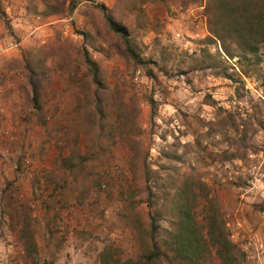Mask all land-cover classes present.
I'll use <instances>...</instances> for the list:
<instances>
[{"label": "rangeland", "instance_id": "rangeland-1", "mask_svg": "<svg viewBox=\"0 0 264 264\" xmlns=\"http://www.w3.org/2000/svg\"><path fill=\"white\" fill-rule=\"evenodd\" d=\"M231 1L0 0V264H264L262 8Z\"/></svg>", "mask_w": 264, "mask_h": 264}, {"label": "trees", "instance_id": "trees-1", "mask_svg": "<svg viewBox=\"0 0 264 264\" xmlns=\"http://www.w3.org/2000/svg\"><path fill=\"white\" fill-rule=\"evenodd\" d=\"M229 1L231 3L225 0L224 7L227 10H230L231 8L232 9H235V4L234 3L236 1H234V2L231 1V0H229ZM247 2L249 4L248 5L249 10H255V8H257V7L262 8L261 11H260V13H258L255 17H252L253 19L250 20L248 23H246L247 29H249V32H251V30L254 28L255 25L262 24L264 26V0H247ZM212 18L214 20V17H212ZM212 18L209 21H211ZM107 21H108V23H109V25H110V27L112 28L113 31L121 32V30H119L117 27H115V24H114V22L112 21L111 18H107ZM126 54H127L128 58H130V59H133L134 58V52L131 50V48L129 46H126ZM86 61H87V63L92 64V61L89 58H86ZM156 255H157V249L154 246V248L152 250V253L149 254L147 257L148 258H153Z\"/></svg>", "mask_w": 264, "mask_h": 264}, {"label": "crops", "instance_id": "crops-1", "mask_svg": "<svg viewBox=\"0 0 264 264\" xmlns=\"http://www.w3.org/2000/svg\"><path fill=\"white\" fill-rule=\"evenodd\" d=\"M15 21L16 20H13V22H12L13 25H14L13 27L15 29L14 32H13V35L17 34L20 31L19 27H17V25L19 26L20 24H14ZM10 39L12 40L13 37H11ZM10 39H8V40H9V42H11L12 46L8 47V48L3 47L2 43H4L5 41H3L4 39H0V50H1L0 54H2L4 57H11V56L16 57L17 52L19 51L20 47L23 45V42H24L23 40L22 41H16V42L13 41L12 42V41H10ZM14 47H15V49H14ZM16 47H18V48H16ZM6 83H8V82H6ZM4 88L5 87H3V89ZM4 90H6V89H4ZM7 96H9V95H7ZM9 107H10V103H7V109Z\"/></svg>", "mask_w": 264, "mask_h": 264}, {"label": "built area", "instance_id": "built-area-1", "mask_svg": "<svg viewBox=\"0 0 264 264\" xmlns=\"http://www.w3.org/2000/svg\"><path fill=\"white\" fill-rule=\"evenodd\" d=\"M193 12V11H192ZM193 25H194V32L193 34L191 35L192 37H200L201 35L204 34H208V32H206V25H205V22L203 20H201L198 16L194 17V20H193ZM201 29V31H197L198 29ZM175 38H182V35L180 32H176L174 34Z\"/></svg>", "mask_w": 264, "mask_h": 264}]
</instances>
